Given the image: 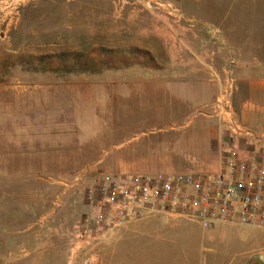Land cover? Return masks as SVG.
<instances>
[{"label":"rangeland","instance_id":"1","mask_svg":"<svg viewBox=\"0 0 264 264\" xmlns=\"http://www.w3.org/2000/svg\"><path fill=\"white\" fill-rule=\"evenodd\" d=\"M188 30L198 57L231 71L221 92L230 88L232 105L264 81V0H0V264H113L111 239L82 228L88 190L118 171L74 176L85 155L108 166L113 155H174L175 171L186 170L183 155H219V141L188 142L207 135L209 117L191 124L195 109L176 96L141 95L130 107L128 88L152 82L145 74L193 70L178 40ZM53 178H75L74 194ZM149 233L159 239L138 244L161 253L129 264H264L256 224L175 219Z\"/></svg>","mask_w":264,"mask_h":264},{"label":"built area","instance_id":"2","mask_svg":"<svg viewBox=\"0 0 264 264\" xmlns=\"http://www.w3.org/2000/svg\"><path fill=\"white\" fill-rule=\"evenodd\" d=\"M213 110L221 128L216 169L102 173L87 192L82 233L98 237L154 210L186 215L206 228L223 222L264 227V131L239 120L229 87Z\"/></svg>","mask_w":264,"mask_h":264},{"label":"crops","instance_id":"3","mask_svg":"<svg viewBox=\"0 0 264 264\" xmlns=\"http://www.w3.org/2000/svg\"><path fill=\"white\" fill-rule=\"evenodd\" d=\"M182 33L183 34L180 37L178 36V40L180 42L182 41L183 44V60L187 64H192L193 70L179 72L176 77H170L172 76V74L166 73H154L151 75L145 74L146 79L149 78V80H151L152 82L146 84L145 87L142 85H138L137 83L130 84L128 88L130 107L133 106V101L136 100L137 96L141 95L148 96L162 94L168 97L176 96L178 99L177 101H179L181 106L183 107L182 111L185 110L186 106H188L189 109L196 110H194L195 113L194 111L192 112V115L196 113L197 114L192 117L193 120L191 124H193L195 120L198 121L197 124L200 123V118L203 117H199V115H206L207 117H209L207 119L205 118L207 120V125H209L207 135L206 131L205 133L199 132L200 134H198V137L196 139H192L190 137V141L188 140V142H196L197 145L201 142V139L204 136V139H202V145L212 148L213 144H216L221 136V128L218 122V117L217 115L213 116L211 113L212 111L214 112L213 103L217 96L221 93V90L226 86L228 81L232 83V81L234 82V80L232 78V75L230 74L231 71H229V73L228 70H226L225 66L222 67V64L219 65L220 61H215L214 58H211V56L202 57L201 55V57H198L196 54V50L187 45L188 43L196 42L194 39V34L189 33V30L183 31ZM221 71L225 73L224 80H222L223 78L221 76ZM129 76L130 79H139L134 73H130ZM250 86L251 88L254 87V91L250 94V96L245 98L244 100H239L240 103H237V101L234 104L233 102L232 106L242 123L250 125L256 128L258 131L263 132L264 100L261 101L258 96L264 95V81H251ZM258 92L260 93L259 95ZM117 94L120 95L121 93L118 92ZM203 112L206 114H203ZM182 115L185 116L186 114ZM163 119L167 120L168 117ZM140 126L141 124L139 125V127ZM175 126V123L166 124L165 128L174 129ZM152 129L161 131L163 133L166 132L164 130H168L164 128L155 129V127ZM184 134L185 132H183V135ZM163 136L166 137V134L164 133ZM182 137L185 140L186 136H181L180 139L178 138L179 141L182 140ZM207 153L209 154L208 151ZM183 156H185L182 158H184L183 160L186 162L181 163V165L186 168L185 171L212 170L216 169L219 166L218 155ZM105 157L106 155H85L84 159H82L79 164H73V166H80V168L76 172H74V176H80L82 178L83 176L93 175L94 173L98 172V168L102 169L103 165L111 170H117L118 172L122 173L178 172L174 169H171L173 164H176V159L179 160L174 155H128V158H125L124 155H120V159L117 162L116 155H113L114 161L111 166L103 163ZM53 179L56 182L64 183L63 191L72 188L69 189L68 192H65L66 195L72 193L74 194V189L76 187L73 186L74 183L72 182L75 181V178L72 179L71 183L63 181L60 178ZM72 204L74 205V202ZM72 207L75 208V205ZM48 215L49 217L52 216L50 211ZM175 219H187L196 221L183 214H171L154 210L128 220L122 226L107 231L99 238L102 241H106V244L109 243L110 241L108 240L111 239V244H108L109 246L105 249V251L107 254H112L113 264H129L131 263L130 261L136 253H138L139 255H141L140 253H144L145 255L161 253L159 250L154 249L156 247L152 246V242H148L146 244L138 243L141 240L152 241L154 239H159V237L157 236L158 234L149 233L150 227H155L156 225H158V223L167 225L170 221H173ZM238 264L251 263L249 260H245L244 262L241 261Z\"/></svg>","mask_w":264,"mask_h":264}]
</instances>
